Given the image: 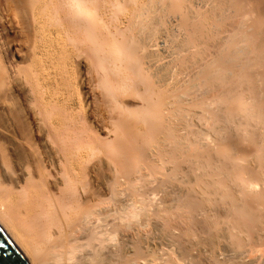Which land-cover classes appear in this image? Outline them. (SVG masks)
Listing matches in <instances>:
<instances>
[{"label": "bare ground", "instance_id": "6f19581e", "mask_svg": "<svg viewBox=\"0 0 264 264\" xmlns=\"http://www.w3.org/2000/svg\"><path fill=\"white\" fill-rule=\"evenodd\" d=\"M160 1L0 0V226L29 264H116L117 222L135 214L120 194L161 168L167 129L179 130L167 95L194 96L177 90L222 49L226 33L243 31L228 2L214 0L206 19L218 34L185 17L187 35L165 49L173 28L160 19ZM244 33L231 38L227 62L251 59ZM216 149L230 151L222 141Z\"/></svg>", "mask_w": 264, "mask_h": 264}, {"label": "rangeland", "instance_id": "374dc122", "mask_svg": "<svg viewBox=\"0 0 264 264\" xmlns=\"http://www.w3.org/2000/svg\"><path fill=\"white\" fill-rule=\"evenodd\" d=\"M182 1H160L165 5V8L162 5L160 15L163 18L160 16V19L165 24L168 22L167 25L170 22L169 26L173 28L168 30L171 32L165 49H175L174 40L187 35L183 30L188 26L184 25L187 17L196 20L195 25L204 29L208 23V28L213 25L212 20H207L206 12L210 8L207 5L211 6L214 0ZM226 1L232 9L230 14H238L243 19V31L241 28L238 32L226 33L225 42L230 40L226 44L228 47L224 42L223 50L212 54L210 58H214L209 60L210 63L201 66L194 76L187 78L188 85L177 90L184 94L194 90V96L189 94L178 100L175 95H167L175 104L167 111L175 107V116L181 117L176 120L180 121L179 130H176L179 133L167 129L169 143L162 169L150 167L148 180H136V185L123 192V196L120 194V205L135 210V214L129 213V218L123 215L117 222L116 264H148L154 259L156 264L264 263L261 255L264 252V0ZM189 6L193 10L190 14ZM206 30L201 32L202 35L207 33ZM209 31L210 36L213 31ZM216 32L218 34V30ZM241 32H246L247 41L250 40L251 59L239 54L237 58L234 55L236 60L228 59L227 62L229 49ZM229 35L234 38L228 39ZM215 36L216 39L218 36ZM171 43L176 46L172 47ZM202 45L204 47V44H198L197 48ZM210 50L209 47L208 52H212ZM186 55L188 53L184 52L178 58ZM144 73H141L144 84L152 88L154 78L149 72ZM178 109L180 111L176 112ZM218 141L226 143L230 151L220 153L216 149ZM126 168L121 172L125 176L131 167ZM248 182H252L250 187ZM130 194L134 200L137 197L140 200L136 203ZM129 199L134 203L131 204ZM140 236L146 239L142 240Z\"/></svg>", "mask_w": 264, "mask_h": 264}, {"label": "water", "instance_id": "95a60500", "mask_svg": "<svg viewBox=\"0 0 264 264\" xmlns=\"http://www.w3.org/2000/svg\"><path fill=\"white\" fill-rule=\"evenodd\" d=\"M0 264H29L26 256L0 226Z\"/></svg>", "mask_w": 264, "mask_h": 264}]
</instances>
